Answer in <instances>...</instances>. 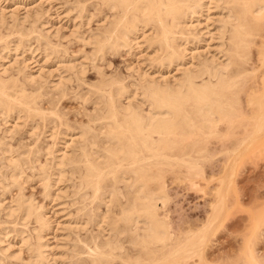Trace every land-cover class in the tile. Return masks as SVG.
<instances>
[{"label":"bare ground","instance_id":"obj_1","mask_svg":"<svg viewBox=\"0 0 264 264\" xmlns=\"http://www.w3.org/2000/svg\"><path fill=\"white\" fill-rule=\"evenodd\" d=\"M95 1L96 4L100 3L102 7L111 11L114 16L113 18L111 17L112 20L100 26L99 32L91 33L87 37L89 39H86L88 41L85 42L90 41L93 46L92 50H94V55L102 56L105 51L107 53L109 50L112 52L120 51L118 50L122 48L120 46L125 47L126 43L132 47L133 45L130 42L132 40H135L133 41L134 43L138 42L136 39L141 35L139 34L140 36L137 38L136 36L138 34L137 32L140 31L143 35L142 38L144 37L143 39H146L145 42L155 46L153 47L155 49L154 52H156L155 57H153L156 59L155 63L160 65L166 63L169 67L168 64L172 65L174 63L175 65L182 61L174 69L178 67L182 68L177 69L180 70L178 74H172L170 79L163 77L164 75L162 76V74L158 79L152 78L148 74L151 78L146 79L140 73L141 75H138L133 86H130L133 88L131 98L140 95L141 97L139 96V99H141H138L139 101L137 100V102H131L126 98L128 101L126 103L121 99L125 96V92H128L130 89L127 88V84L123 81L124 79L122 80L121 77H108L102 71H98L100 78L96 83L90 84L91 87L89 88L92 94L91 96H93H89V100L93 101L97 107L95 112L87 114V124L79 125L78 139L74 138L75 136L73 134H70L69 138L72 136L73 138L71 137L70 139L72 141L75 139L73 144H70L72 143L71 140L69 143L65 141L64 144L66 142L67 144H63L65 147L62 149L57 147V140L54 141V146L56 145L55 149L58 148L60 150L59 153L57 152L58 154H54L55 151L51 147L53 151L49 150V146L48 148L46 146L44 151L46 156L50 152L52 155L50 157L51 169L50 167L48 169L47 163L50 160L48 162L45 161L47 162L46 164L38 162V152L41 149L39 148L41 145V143H38L39 141L32 147L26 148V150L22 149V151L15 152L16 149L14 148V150L9 145L10 143L8 144L0 138V180L6 178L8 180L7 185L10 184L12 187L16 185V187H20L21 189L22 186H19L22 177L21 173L23 172L24 174L22 165L24 164L25 166L27 163V167H35L34 169L37 171V176L41 181L42 191L47 192V195L49 194L47 190L49 181L51 182V176H54L53 173H57L58 178H60V175L65 173L66 166L70 175L72 174L73 176V174H76L74 176L80 180L75 185L77 186V192L82 202V215L90 219H95V216L97 217L96 214L100 213L97 211L98 207L100 205L105 206V214L102 212L103 214L101 215L100 213L101 219L99 220L104 221L108 217V225L105 223L109 228L107 230L108 237L105 238L106 236L104 237L103 232L102 234L97 232L98 234L91 236L92 238L90 237L89 240L83 239L84 241L82 243H77L78 249H74V258L71 264H191L189 260L194 257L201 258L203 247L218 220L217 214L220 209L212 207L210 216L201 228L181 238L178 236H176L178 238H175L169 233L170 230L168 231L166 219L159 213L161 207H164L166 204V194L164 195L163 193L165 191L163 190L164 172L166 173L167 170L172 171L174 168L181 166L189 170L195 169L198 165L197 160L199 159L197 155H203L205 157V154H208L210 151L208 145L211 140L229 139L233 137L236 134L235 128L238 125L242 126L248 120L252 121L251 131L247 135H244L246 136L244 138H236V142L233 141L235 145L225 148V152L236 154L241 151L245 143L256 139L260 134L264 133V97L258 96L255 91H250V97H247L249 101L246 104L251 107V110L249 109L251 114H247L249 112L244 111L245 109L241 108L240 103V93L244 92V87L247 82L254 80L256 75V70L248 67L252 54L251 51L254 46L258 47L257 52L261 61L259 65L264 66V0ZM210 3L212 5L214 3V6L217 5L226 11L225 15H223L224 17L221 16V19L217 18L220 22L217 25V32L220 33L221 39H224L222 44H225H223L224 49L220 53L222 58H215V55L211 54L214 57L202 58L201 62L196 64H194L195 62L192 63L194 65H187L189 62L183 65L185 55H187L185 52H188L185 42L189 41L188 37L190 35H195L194 32H192L193 34L190 32V28L194 27V22H191V20L193 18L198 19L197 17L199 14H202L201 10L203 8L208 12L211 9L209 8ZM85 6H79L81 9L78 7V11L81 13V10L87 9ZM29 15L28 13V17ZM25 17L27 15H24L19 20L18 24L20 26L17 24L9 26L10 24L8 22V26H6V22L4 23L2 15H0V25L3 28L5 26L4 30L11 28V32L8 34H17L15 36L16 38H14L17 42L24 40L25 36L28 35L30 38L33 37L35 43H38V47L41 45L39 48L41 49L40 52L45 54L44 56H47V52H52V49H50L51 45L49 46L46 43L50 39L47 41L44 40V34L42 36L41 34L40 36L38 35L40 31L38 34L35 33L30 36L33 31L24 26L26 19L29 20L28 18L25 19ZM209 17L208 15L205 17L207 21L210 19ZM103 18L106 20L105 16ZM144 28H148L151 31L150 34H147L148 36L143 31L145 30ZM2 34L0 30L1 49L3 44L8 45L6 38H9H5V35ZM212 37L211 39H213ZM196 38L198 40L200 39L198 37ZM82 41L84 40L82 39ZM258 41L260 42L259 44ZM26 42H29V39ZM30 47H28L29 50L27 51L31 50ZM38 47L36 46L35 48ZM35 48L33 50H37ZM47 49L48 51H46ZM56 51L58 52V49ZM183 56H185L184 60H182ZM191 56L193 55L191 54ZM0 57L4 59L3 56L0 55ZM153 58L149 60H155ZM24 66L25 62L22 67ZM5 67L0 62V119L3 123L6 117L14 113L16 114L14 116L19 118L20 112L24 114V117L26 115L30 118L31 121H34V118L37 117L43 123L45 120H48V122H58L59 124L65 123H62L61 114L58 113L59 111L56 110L54 105L53 107L51 106V109L54 110L52 115L50 114L47 118L42 112L44 109L41 103H39L41 101L40 99L43 98V94L46 92L49 95V102L52 100L50 98H54L55 91L56 93L59 92L61 96L65 93L63 86L58 83V80H56L58 81L55 83L56 85L51 81L53 83L52 89L54 90H50L51 87L47 90L40 82V86H44L40 90L39 85H33L37 83L35 80L36 77L35 79L33 78L34 74H30L28 71H24V68H20L18 73L16 72L18 75L20 73L19 76L10 75L6 77L2 75L3 72L5 73L7 71H5L7 68ZM81 69L82 67L80 71ZM80 73L82 76V72ZM58 75L60 76L61 74ZM33 81L36 83H33ZM43 82L45 83V81ZM49 91H51L50 94ZM133 99L135 100V98ZM15 120L18 121V119ZM14 121L12 123H15ZM251 121H248V124ZM12 125L16 126V128L20 126L16 123ZM35 125L31 129L36 130ZM64 125L68 126L67 123ZM6 127L2 130L5 133L6 131L11 132V129L13 130V127H10V130ZM68 127L67 129L69 130L71 127ZM243 132H238L237 134L240 135ZM30 133H33V131ZM4 136L5 134L2 137ZM69 144L72 145L70 148L73 147V149L67 152ZM1 167H4V169L1 170ZM29 171L31 172V169ZM1 189L5 190L3 187ZM21 193L17 197L15 196V199L11 200L12 202L10 201L3 210H5L7 219L8 215H10V218L15 213L22 220L32 219L37 224L36 230L34 229L32 231L35 232L33 233V243L28 242V238L21 234L19 235V240L21 244L27 243V247L31 251L30 256L32 258H30L33 261L30 259V263H41V258L44 255L42 253L47 252L42 251L43 249L41 248L43 244L41 245L42 240L40 241V239L44 238V236L43 238L41 237V232L44 228L45 230L48 229L46 228V221L49 223L50 220L46 219V215L42 211L43 208H40L41 206L37 205L34 200L24 198V195L22 196L23 193ZM49 225L50 223L47 227ZM6 251H0V264L4 263L1 262L4 256L10 257L8 253H5ZM11 256H14V258L18 257L19 259L20 255L11 254ZM44 258H48L47 255ZM11 259L13 258L11 257ZM249 259L253 264H260L253 254L250 255ZM46 262L47 264L49 263L47 260Z\"/></svg>","mask_w":264,"mask_h":264},{"label":"rangeland","instance_id":"obj_2","mask_svg":"<svg viewBox=\"0 0 264 264\" xmlns=\"http://www.w3.org/2000/svg\"><path fill=\"white\" fill-rule=\"evenodd\" d=\"M81 5H86L85 8L87 9L81 10L80 13L78 9L81 7ZM214 5L215 4L213 3V5H210L211 7L209 6L211 9L208 10V12L203 8L201 10L202 14H199L200 17L198 16V19L193 18L191 20V22H194V27H191L192 29L190 28V32L191 34L194 32L196 36L194 35V37L193 35H188V44L185 42L188 52H185V54H187L185 55L186 57L183 56L182 60H184L185 57L183 65L187 64L188 62L189 63L187 65L194 62V64L199 63L202 61V58H210V56H213L211 54H214L215 58H222L220 53H222L221 50L224 49V43L222 44L224 39H221L220 33L217 32V25L220 23L218 20L221 19V16L225 15L226 11L223 10L224 8L222 9L217 5ZM106 10L107 9L102 7L100 3L96 4L95 0H0V15H2L4 23L6 22L5 24L8 22L10 24L9 26H12L13 24L20 26L18 24L19 20H21L24 15H27L25 19L28 18L29 20L26 19L24 26L33 31L30 36L35 33L38 34L40 31L38 35L40 36L41 34L42 36L44 34L43 38L46 41L50 39V41H47L46 43L49 46L51 45L50 49H52V52H47L49 55L46 53L47 56H44L45 54L41 53V49H39L41 45L38 47V43H35V39L33 37L30 38L28 35L25 36L26 39L24 38L25 42L24 40L17 42V40L14 39L16 38L15 36L17 34H8L11 32V28L9 30H4L5 26L3 28V26L0 25L2 27H0L1 33H3L2 35H5V38L9 37L6 38L9 41H7L8 45L3 44V47L1 46L2 49L0 48V52L2 53H0V55L4 58L2 59L0 57L2 59H0V62H2L3 66L7 67H5V71L7 70L5 72L6 74L1 72L2 75L6 77H9L10 75L16 76L18 75V70L20 68H24V71L34 74V79L36 77L35 80L37 83L33 81V83H36L33 85L40 86L42 83V85H44L47 90H49L50 87V90H54L52 89V84H55L59 81L58 83L63 86L64 92L66 94L64 93L61 96L59 92L56 93L55 91L56 96L53 95L54 92L53 94L51 93L54 98H50L52 100L49 102V95H47L46 93L48 92H46L42 96L44 99H40L42 102L40 101L39 103H41V106L44 109L42 111L44 116L48 118L50 114L52 115L54 110L51 108L54 105L56 110L59 111L58 113L61 114L62 123L65 122L69 127H71L69 128L68 126H65V123L59 124L58 122L53 121L48 122V120H45L43 123L42 120L38 119L37 117H35L36 119L34 118V121H31V119L26 115L24 117L22 112L19 113L21 118H16L15 113L11 114L8 116L9 119L6 117L7 124L6 120L3 123V121L0 119V138L5 140L8 144L10 143L9 145H11L13 149H16H14L15 152L20 150L22 151V149L26 150V148L32 147L39 141L38 143H41L39 148L41 149H39L38 152V162L46 164L51 159L50 157H52L51 152L46 156V153L44 152L46 146L47 148L49 146V150L53 149L55 151L54 154H58L60 151L58 148H64L65 146H63V144L65 141L68 143L70 142V138L72 137L71 136L69 138L70 134H73L75 136L74 138L78 139L79 125H84L88 119L87 114L95 112L97 107L93 101L89 100V96L92 95L91 91H89V88L91 87L90 84L96 83L100 78L98 71H102V73L108 77H121L122 80L124 79L123 81L125 84H127V88L130 89L128 92H125L126 94L124 93L125 96H123L121 99L124 103H126L128 101L137 102L139 99L140 95H136L137 93L135 94L136 96L134 95L135 97H133L135 100L131 98V92L133 89L131 86H133V84L136 82L138 75L140 76L143 74L146 79L151 77L158 79V77L160 78L162 74V76L164 75L163 77L170 79L172 74H178L180 70L177 69L182 68L177 66L178 68L174 69L176 65L180 64L182 61L175 65L174 63H172V65L168 64L169 67L166 63H163L164 65L155 63L156 59L153 58L155 57L156 53L154 52L155 49L153 48L155 46L145 42L146 39L144 40V37L142 38L143 35L140 33V31L137 32L138 34L136 38L140 35L141 36L138 39L134 38L138 41L136 42L138 44L133 42L135 40H130V43L133 46H128V43H126V48L120 46L122 48L118 49L121 52H112L109 50L110 52L108 51L106 53L105 51L102 56L94 55V50H92L93 46L91 45L90 41L87 42L88 44L85 41H88L86 39H89L87 37L90 36L91 33L99 32V28L103 23L106 24L108 21L112 20L114 16L113 13ZM28 13L30 14L29 17ZM34 14L37 15L34 16ZM207 15L208 17L210 16L208 21L207 18H205ZM104 16L106 17V20L103 18ZM36 18L39 19L37 20ZM6 26H8V24ZM144 29L145 30L143 31L146 33V36H148L147 34H150L151 31L148 28ZM210 32L211 34L213 33V37ZM196 37L200 39L198 40ZM211 37L213 39H211ZM27 38L29 39L30 43L26 42L28 41ZM82 39L84 41H82ZM259 43L260 42L258 41V44ZM36 46L38 48H35ZM28 47H30L32 51H27L29 50ZM34 48L37 50H33ZM257 48V46L252 48L251 59L248 65L250 69L252 68L256 70L255 78L254 80L247 82L244 87L245 90L243 89L244 92L240 93L241 102H239L241 103V108L245 109L244 111L249 112H246L247 114H251V107H249V105L247 106L246 104V102L249 101L247 100V97H250V93L255 91L258 96L264 97V66L259 65V63L261 64V61L259 59L260 57L258 55ZM57 49L58 52L56 51ZM46 51H48V49ZM191 54L193 56H191ZM190 57L193 58L191 59ZM151 58L155 60H149ZM24 62L26 67H22ZM65 66L67 67L65 68ZM81 67L82 69L80 71ZM80 72H82V76ZM58 74L61 75L59 76ZM148 74L151 77H149ZM42 80L45 81V83ZM51 81L53 83H51ZM41 86L39 87L40 90L44 87ZM50 92L51 91H49V94ZM22 117L24 118L22 119ZM15 119H18V121ZM13 121L20 126L17 125L18 127L16 128V126L12 125L15 124L12 123ZM248 121L245 124H242V126L238 125V127L235 128L236 134L238 132L240 133L244 131L242 134H235L233 137L229 138L230 140L224 138L211 140L208 145L210 150L208 154H205V157H203V155H197V158L199 159L197 160L198 165L195 169L189 170L181 166L174 168L172 171L167 170L166 173L164 172L165 177L163 190L166 192L164 191L163 193L164 195L166 194V204L164 207H161L159 213L166 219L168 231L170 230L169 233L175 238H181L201 228L210 216L212 207L220 209L217 214L218 220L215 223V226L213 227V230L203 247L201 258L194 257L193 259L189 260V263L191 264H253V262L249 259L251 254L256 257L260 264H264V133L260 134L256 139L245 143L241 151L236 154L225 152V148L235 145L234 142H236V138H244L246 137L244 135H247L251 131L252 121L249 122V124ZM34 125L36 126V130L31 129ZM5 127L8 129L13 127L14 131L12 129L11 132L9 131L12 134L7 131L6 133L5 131L3 132L2 130H4ZM52 129L53 131H51ZM31 130L33 133H30L32 132ZM4 134V137H7L6 139L2 137ZM74 140L75 139H73V141L71 140L72 143L70 144H73ZM54 141L57 143V149H55L56 145L54 146ZM229 141L234 142L231 144ZM70 144L68 145L69 147H67V152L70 149V151L73 149V147L70 148V146H72ZM26 165H22L24 174L22 172L21 176L24 178V181L20 176V181L22 184L20 183L19 186H22V190L20 187H16V185H13L14 187H12V185L10 186V184L7 185L8 180L6 178L4 179L1 177L3 181L0 180L3 184L2 185L0 183V240L2 242H0V251L7 250L5 253H8L10 256H4L3 260L1 259V262H4L3 264H47L46 260L51 264H71L74 258V249H78L77 243H82V241L86 239L89 240L91 236L98 234L97 232H99V234H102L103 232L104 237H108L107 230L109 228L106 226L108 225V217L104 219V221L99 220L101 219L99 214L101 213L102 215L106 209L104 205H100V208L98 207L97 211L100 213L96 214L97 217L95 216V219L93 218L95 221L86 217L85 215H82V202L80 201L79 194L77 192V186L75 185V183L77 181L79 183L80 180H78V177L76 178V176H74L76 174H73V176L72 174L70 175V172L67 170L66 166V170H64L65 173L60 175V178H58L59 176L57 173H53L55 177L51 176L53 175L51 174V182L49 181V186L51 185L50 187L52 188L48 186L47 191H49L48 193L50 195H46L47 192L45 193L42 191L43 188L41 181L37 176L38 174L34 169L35 167L30 168ZM51 165L52 164L50 160L47 163V168L49 169L50 167L51 169ZM28 168L31 169L32 173ZM2 169H4V167H1V170ZM71 176L75 178L72 179ZM4 186H9L10 188H6ZM2 187L5 190L1 189ZM20 193L22 196L24 195V198H29V200L32 201L34 200L37 205L41 206L40 208H43L42 211L43 214L46 215V219L50 220L49 227H47L49 223L46 221V228L48 229L45 230L44 228L45 231L43 230L41 232V237L43 238L44 236V240L40 239V241H43H41V245L43 244L41 248L43 249L42 251H47L42 253L45 256L43 255L41 258V263H30V259L32 258L30 256L31 251L27 247V243H25L26 245L23 243V246L19 240V235L21 234L28 238V242L30 241V243H33V233L35 232L32 231H34V229L36 230L37 224L34 223L32 219L22 220L15 213L14 216L13 214L11 215V219L9 218L10 215H8L7 219L5 210H3V208L5 209L8 203L15 199V196L17 197V195ZM218 193H220V195H218ZM11 254H17V256L20 255L19 259L18 257L14 258V256H11ZM46 255L48 258L45 259L44 257H46ZM11 257L13 259L10 260ZM31 260L33 261V259Z\"/></svg>","mask_w":264,"mask_h":264}]
</instances>
